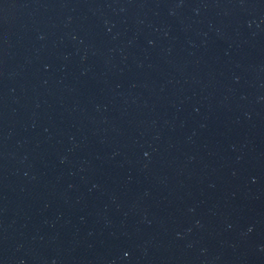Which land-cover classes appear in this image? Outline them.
Returning <instances> with one entry per match:
<instances>
[{
	"label": "water",
	"instance_id": "1",
	"mask_svg": "<svg viewBox=\"0 0 264 264\" xmlns=\"http://www.w3.org/2000/svg\"><path fill=\"white\" fill-rule=\"evenodd\" d=\"M163 36L264 40V0H0V46Z\"/></svg>",
	"mask_w": 264,
	"mask_h": 264
}]
</instances>
